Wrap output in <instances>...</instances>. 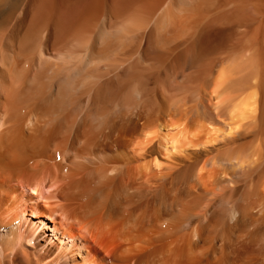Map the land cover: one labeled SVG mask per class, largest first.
Returning <instances> with one entry per match:
<instances>
[{"label":"bare ground","instance_id":"6f19581e","mask_svg":"<svg viewBox=\"0 0 264 264\" xmlns=\"http://www.w3.org/2000/svg\"><path fill=\"white\" fill-rule=\"evenodd\" d=\"M179 1L191 95H77L137 0H0V264H264V0Z\"/></svg>","mask_w":264,"mask_h":264},{"label":"rangeland","instance_id":"374dc122","mask_svg":"<svg viewBox=\"0 0 264 264\" xmlns=\"http://www.w3.org/2000/svg\"><path fill=\"white\" fill-rule=\"evenodd\" d=\"M179 2V0L178 2L177 0H137L138 36L136 42L137 49L135 47L136 50L134 55L119 62H113L112 56V63L109 64V70L107 69V76L104 79L92 80L89 84V90L85 94L77 95H161V91H164L163 93L166 95H191L192 91L197 89L201 81L197 79V72L200 69V64L198 66L184 67L180 71V69H176L177 65H175L176 67L173 66V62L183 53L182 51L190 44H193L195 40L190 38L188 46L181 48L175 55L168 59L161 57L159 48L156 50L157 41H159L160 45L163 44L158 34L163 24H160L162 22V17L167 14L166 11L170 8V4L173 6V12L178 14L179 8L182 5ZM182 7L181 9H183ZM178 15H182V13ZM157 22L160 25H157ZM155 24L158 27H155ZM163 26L165 25L163 24ZM156 28H158L157 32L154 31ZM186 29L188 35H193L195 38L197 35L196 30H188L187 26ZM181 30H185V24L181 27L180 31ZM149 37H151V41L149 40L150 42L148 41ZM156 37L158 38L157 41ZM154 46L157 52L152 49ZM192 61L188 63L183 62L180 66L190 65ZM200 62L202 63L200 60H195L192 64ZM177 70H179V72ZM171 74L173 76H171ZM59 82L60 81L53 84V87H51V94L55 93L59 86ZM75 85L76 88L81 87L79 83ZM26 96L31 97L34 95ZM45 221L52 227L49 221L46 219Z\"/></svg>","mask_w":264,"mask_h":264}]
</instances>
